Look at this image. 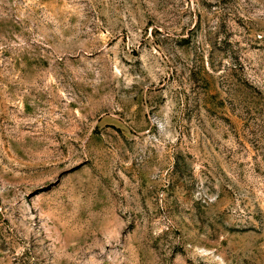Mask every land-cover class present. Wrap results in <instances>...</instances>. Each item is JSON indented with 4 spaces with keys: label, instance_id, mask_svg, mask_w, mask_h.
<instances>
[{
    "label": "rangeland",
    "instance_id": "rangeland-1",
    "mask_svg": "<svg viewBox=\"0 0 264 264\" xmlns=\"http://www.w3.org/2000/svg\"><path fill=\"white\" fill-rule=\"evenodd\" d=\"M0 264H264V0H0Z\"/></svg>",
    "mask_w": 264,
    "mask_h": 264
}]
</instances>
